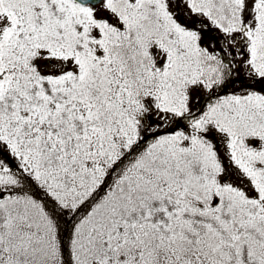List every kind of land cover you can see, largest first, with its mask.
Instances as JSON below:
<instances>
[{
	"label": "snow or ice",
	"instance_id": "snow-or-ice-1",
	"mask_svg": "<svg viewBox=\"0 0 264 264\" xmlns=\"http://www.w3.org/2000/svg\"><path fill=\"white\" fill-rule=\"evenodd\" d=\"M0 264H264V0H0Z\"/></svg>",
	"mask_w": 264,
	"mask_h": 264
}]
</instances>
